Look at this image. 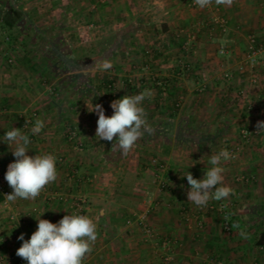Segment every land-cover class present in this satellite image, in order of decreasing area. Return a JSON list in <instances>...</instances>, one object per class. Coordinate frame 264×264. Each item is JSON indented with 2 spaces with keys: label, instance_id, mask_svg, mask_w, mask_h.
<instances>
[{
  "label": "crops",
  "instance_id": "crops-1",
  "mask_svg": "<svg viewBox=\"0 0 264 264\" xmlns=\"http://www.w3.org/2000/svg\"><path fill=\"white\" fill-rule=\"evenodd\" d=\"M20 2L25 12H34L31 22L40 31L34 46L23 34L8 44L0 32V139L12 127L22 129L31 140L28 155L56 156L58 179L35 200L0 203V257L6 258L5 264H27L11 258L23 243L18 237L30 239L41 214L40 219L58 223L73 212L90 216L98 225V239L83 264H163L165 257L174 264H264V241L257 245L259 232L249 212L264 195V137L255 136L236 159L223 163L224 184L235 192L228 197L235 201L230 233L223 229L221 214L207 207L219 201L199 208L187 200L185 177L190 172L195 179L203 178L210 156L222 149L210 146V140L228 149L237 144L242 128L256 122L255 113L240 111L241 103L253 102L264 117L263 55L257 56L260 79L255 85L244 62L249 35L264 40V0L213 3L203 9L191 0ZM214 16L226 20V32L213 23ZM118 29L129 31L122 46H133L134 58L131 53L116 63L114 53L110 70H82L86 86L71 77L80 71L54 74L49 67L59 62L56 56L43 57L61 30L66 42L85 47ZM221 45L227 53H219ZM224 71L230 81L223 78ZM105 79H113L117 88L111 100ZM144 89L152 90L142 105L149 125H172L167 143L158 135L149 142L138 140L126 156L113 153L112 142L96 137L93 106L102 105L105 115L112 116V101ZM37 118L44 128L32 135ZM68 129L75 131L73 139ZM187 130L202 144L183 142L180 135ZM11 150L0 141L3 178L15 161ZM154 157L165 166L162 179L167 185L162 190L154 180ZM238 174L248 175L250 182H236ZM145 227L151 232L147 237ZM164 239H170L169 248L161 245Z\"/></svg>",
  "mask_w": 264,
  "mask_h": 264
},
{
  "label": "clouds",
  "instance_id": "clouds-1",
  "mask_svg": "<svg viewBox=\"0 0 264 264\" xmlns=\"http://www.w3.org/2000/svg\"><path fill=\"white\" fill-rule=\"evenodd\" d=\"M233 2L234 0H194L201 9L213 3L231 6ZM99 67L101 71H108L113 64L105 59L99 62ZM151 97V89H144L135 95L126 94L111 102L112 116L105 115L102 105H94L92 111L98 114L96 137L112 142L113 153L128 155L145 133L151 135L155 132L149 125L147 112L142 106L145 99ZM43 128V120L37 118L30 132L32 135H38ZM257 128L264 130V122H258ZM0 141L12 149L15 157V161L8 165L4 177L13 189L12 193L7 195L8 201L35 200L48 185L58 179L56 156L51 153L28 155L31 140L22 129L12 127ZM234 158L227 149H221L210 156V167L202 179H195L188 172L185 175L190 186L187 200L199 208H204L211 200L221 201L234 195V189L224 184L223 175V163ZM40 216L36 218L38 227L30 239L25 240L23 234L18 237L23 243L17 249L16 255L26 260L27 264H83L93 251L99 235L94 219L73 212L64 215L58 223H52L47 219H40ZM240 235L246 238V233L241 232Z\"/></svg>",
  "mask_w": 264,
  "mask_h": 264
},
{
  "label": "trees",
  "instance_id": "trees-1",
  "mask_svg": "<svg viewBox=\"0 0 264 264\" xmlns=\"http://www.w3.org/2000/svg\"><path fill=\"white\" fill-rule=\"evenodd\" d=\"M6 1L2 2V0H0V32H5L6 36L9 38L8 44H11L19 35L23 34L28 43L34 46L36 43V39L34 38L37 37L36 35L40 31V29L35 27L31 22L33 16L35 15L34 12H25L20 0ZM1 2L4 4H2ZM125 33H129V31H127V29L114 30L108 32L98 40L92 42L89 48H77L63 39V30H61V34L57 35V38L52 43H50L47 53H45L43 57L49 58L51 56L50 54L52 53L54 56H56V59L59 62H52L51 66L49 67L50 71L54 74H58L62 71H80L77 75H73L71 77H73L74 80L77 81L78 85L86 86L87 76L83 74L82 70L93 68L96 64L105 59L109 60L110 57L115 53V50L122 46L124 35H126ZM1 36H3L2 33ZM56 41L58 43H56ZM6 61L9 62L8 58H5L4 62ZM58 63L61 64V67H57ZM105 82L108 89L111 91V100L114 98L111 95H113L117 88L113 80L105 79ZM175 107L176 106L172 105V107L170 108L171 116L175 115L176 113ZM188 127L190 130L191 126ZM164 128H168L167 132L164 131ZM153 129L155 130L154 134L149 135L145 133L143 137L144 143L155 139V137L158 135L163 139L168 137V135L166 134L170 132V130L172 129V125H165L162 129ZM181 129L182 127H180V130ZM191 132L192 131L188 130L185 131L184 135H180V139H183V142H185L189 146L195 144L201 145V140L194 137L193 133ZM164 142L165 144L167 143L165 139ZM206 142L207 141L203 142V144ZM209 142L216 143L215 140H210ZM111 146L112 143L110 144V147ZM2 200L3 197L0 195V203L2 202ZM249 212L250 216L255 220L254 228L259 232L257 245H262L264 241V195H261L260 201L254 203L250 207ZM230 225H233V220H230ZM1 244L2 241H0V249Z\"/></svg>",
  "mask_w": 264,
  "mask_h": 264
},
{
  "label": "built area",
  "instance_id": "built-area-1",
  "mask_svg": "<svg viewBox=\"0 0 264 264\" xmlns=\"http://www.w3.org/2000/svg\"><path fill=\"white\" fill-rule=\"evenodd\" d=\"M192 5H195L194 0H191ZM213 23L218 26V28L220 29L221 32H226L227 30V26H226V20H224L223 18L219 17V16H214L212 18ZM219 53L221 54H225L227 53V48L224 45H221L218 49ZM258 54H262L263 58H264V40L263 41H259L257 40V38L254 35H249L248 37V45H247V49H246V53H245V66H247L250 70L251 77L253 81H257V74H256V69L258 66ZM223 78L227 81H230L231 79V75L229 72L224 71L223 73ZM248 108H252L250 105L248 106ZM257 117L256 122L251 126V127H244L240 130L239 132V142L235 145V146H231L229 147L227 150L233 154V156L235 157L234 159L237 158V156L239 155V150L241 149V147H243L245 144L249 143L252 138H254L255 136H262L264 137V130L258 129L257 128V124L258 122H264V117L263 115L258 112L255 114ZM30 123V119H28V122ZM68 137L70 139H73L75 137V131L73 129H68L67 131ZM231 159V160H234ZM152 164L155 166V171H154V180L155 182L158 184L159 188L162 190L166 187V182L162 179V173L165 170V166L164 163L160 162L158 159L154 158L152 159ZM251 177H249L246 174H238L236 176H234V180L236 182L239 183H248L250 182ZM11 194V191L9 190V188L7 187L5 180L3 178V175L0 171V195L3 197L2 200V204H6L8 202L7 199V195ZM235 205V201L232 198H227L225 200L219 201L217 202L216 205H212V206H207L209 209H215L217 210L222 217L223 220V229L227 232L230 233L231 232V228L232 226L230 225V217H231V213L233 210V207ZM130 220L128 219L127 222H129ZM145 233H146V237L150 235V229L145 227ZM171 244L170 239H164L162 241V246L165 248H169ZM12 259H15L14 261L19 260L20 262H25L26 260L22 259L21 257H17L16 258L12 257ZM7 262L6 258L4 257H0V264H5ZM163 264H174L172 263L171 259L169 257H165L163 259Z\"/></svg>",
  "mask_w": 264,
  "mask_h": 264
},
{
  "label": "rangeland",
  "instance_id": "rangeland-1",
  "mask_svg": "<svg viewBox=\"0 0 264 264\" xmlns=\"http://www.w3.org/2000/svg\"><path fill=\"white\" fill-rule=\"evenodd\" d=\"M91 45V44H90ZM90 45H87V46H85V48H89V46ZM77 48H79V47H77ZM126 52H128V53H126ZM132 53V58H134V47L133 46H129V45H127V46H122V47H119L116 51H115V54H117V62L116 63H119V62H121V60H123V59H125V58H128V57H130V54ZM118 55H119V57H118ZM116 56V55H115ZM95 57V56H94ZM101 62V61H100ZM115 62V61H114ZM134 64V63H133ZM96 66V68L98 69V71L100 70V67H99V63L98 64H96L95 65ZM94 66V67H95ZM133 68V67H132ZM134 69V68H133ZM249 69V68H248ZM256 74H257V81H253L252 80V77H251V82L255 85V84H257V82H258V80L260 79L259 78V72H258V66H257V69H256ZM98 73V72H97ZM250 74H252V73H250ZM98 76H99V74H98ZM97 76V74H96V78L98 77ZM100 79V78H99ZM98 78H97V80H99ZM109 80H113V79H109ZM114 81V80H113ZM108 88V87H107ZM253 102H251L250 101V103H249V105L252 107L251 109L250 108H248V102L247 101H245V102H243V103H241V104H243V106L240 108V111H249V112H253V113H258V111L256 110L257 108H254V106H253V104H252ZM253 109H255L254 111H253ZM256 116V115H255ZM239 142V139H238V141H237V143ZM218 145V146H217ZM210 146H213V148H220V147H222V149H224L225 147H224V143L223 142H216V143H212V145L210 144ZM227 148V147H226ZM154 158H156V157H154ZM150 159H152V158H150ZM157 159V158H156ZM151 161V160H150ZM236 176V175H235ZM242 184H246V183H242Z\"/></svg>",
  "mask_w": 264,
  "mask_h": 264
}]
</instances>
